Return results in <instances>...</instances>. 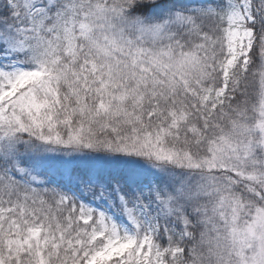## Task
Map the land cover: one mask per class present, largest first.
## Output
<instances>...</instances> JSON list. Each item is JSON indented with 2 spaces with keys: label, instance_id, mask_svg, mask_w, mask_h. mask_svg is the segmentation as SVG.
Returning <instances> with one entry per match:
<instances>
[{
  "label": "snow or ice",
  "instance_id": "obj_1",
  "mask_svg": "<svg viewBox=\"0 0 264 264\" xmlns=\"http://www.w3.org/2000/svg\"><path fill=\"white\" fill-rule=\"evenodd\" d=\"M0 264H264V0H0Z\"/></svg>",
  "mask_w": 264,
  "mask_h": 264
}]
</instances>
